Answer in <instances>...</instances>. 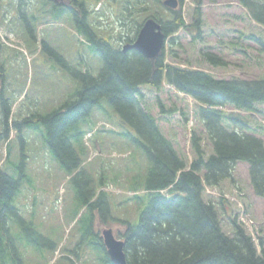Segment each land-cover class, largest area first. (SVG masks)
<instances>
[{"label": "rangeland", "instance_id": "rangeland-1", "mask_svg": "<svg viewBox=\"0 0 264 264\" xmlns=\"http://www.w3.org/2000/svg\"><path fill=\"white\" fill-rule=\"evenodd\" d=\"M103 1L86 0L87 22L98 36L108 37L113 48L133 38L138 26L153 14V10L168 16L165 7L155 0H130L129 7L136 10L133 12H125L126 0ZM10 2L12 0H0V16H6V23L0 27V40L4 45L0 63L6 64L3 98L11 105L5 135L0 103V172L15 180L24 175L19 193H15L17 188L14 187L10 193L24 230L13 218L6 217L10 237L17 243L23 264H103L102 253L94 249L98 247V240L92 232L101 236L104 229L110 228L115 238L120 239L118 234L125 229L124 223L137 224L148 201L141 186L149 163L129 141V137L135 136L134 131L120 124L112 108L103 100L102 109H93L89 118L80 123V130L89 132L83 139L89 149L85 150L82 145L84 150H80V145L78 148L74 145L81 161L77 173L81 175L73 178L60 167L45 144L44 128L35 122V117L55 111L75 98L80 83L70 70L97 77L102 59L92 50L86 36L79 35L63 17L42 15L43 5L50 9L46 0L36 3L32 0L33 3L28 4L29 14L22 13L25 20L22 19L21 24L12 21L16 12L9 6ZM195 8L194 0H183L181 12L187 27L194 21ZM200 12V38L193 39L185 29L175 35L173 45L169 44V37L164 46L166 61L181 68L202 69L216 79L264 77V52L254 41L264 42V30L251 23L238 1L202 0ZM8 23L17 26V35L7 31ZM78 51L82 56L80 64ZM204 53L219 56L227 66H210L203 58ZM140 91L144 108L155 117L162 134L172 142L178 154L189 163L193 159L191 133L204 137L202 126L194 118V100L166 85L159 90L142 86ZM158 102L164 106V113H160ZM225 110L232 111L230 107ZM257 111L253 129L264 141V105L258 106ZM202 145L209 155L211 148L205 139ZM113 178L118 182H113ZM233 178V182H224L219 190L206 195L215 201L219 197L226 200L225 208L218 209L223 230L228 235L231 234L228 217L236 216L242 223V206L252 235L246 224L242 226L259 249L258 240L264 238V200L253 194L246 163L236 165ZM3 184L0 180V190L5 188ZM134 186H137L135 190ZM99 191L106 193L103 214L104 217L110 214L112 218L109 227L102 224L96 211L92 213L93 210L81 205L90 194L95 202ZM92 215L93 224L89 230ZM30 227L35 230V236L30 232L28 237L32 243L26 239V230Z\"/></svg>", "mask_w": 264, "mask_h": 264}, {"label": "trees", "instance_id": "trees-1", "mask_svg": "<svg viewBox=\"0 0 264 264\" xmlns=\"http://www.w3.org/2000/svg\"><path fill=\"white\" fill-rule=\"evenodd\" d=\"M126 1L128 6L125 12L136 11L129 7L130 0ZM155 1L162 4L161 0ZM179 1L176 10L164 8L167 17L156 10L149 16L157 19L163 34L170 37V45L174 44L175 35L182 29L187 30L193 39H199L201 34L202 0H194L196 14L190 27L185 25L182 16L183 0ZM237 1L246 10L250 21L264 29V0ZM22 12L29 14L28 2L22 1ZM57 12L59 14L61 10L41 11L42 15L48 13L55 18ZM21 17L25 20L23 14ZM126 17L124 15L123 19ZM1 26L3 22L0 19ZM85 26L83 35L92 50L101 57L102 69L97 77L89 73L77 74L75 77L80 87L75 98L44 116L36 115L35 122L43 126L44 142L53 157L73 178L81 175L77 173L81 161L74 145L77 148L80 145V150H84L82 145L85 150L89 149L83 140L89 132H82L80 123L89 118L93 109H102L103 100L119 118V123L134 131L135 136L129 137V141L149 163L141 186L148 195V201L137 224L124 223V231L118 234L124 243L125 264H264V238L258 240V249L235 216L228 217L231 233L228 235L223 230L218 209L225 208L226 200L219 197L215 201L205 195V189L219 190L224 182H233L236 165L246 163L253 194L264 200V141L253 129L257 107L264 105V77L253 80L216 79L202 69L181 68L167 62L164 49L151 60L134 50L122 52L121 47L111 46L108 37L98 36L87 20ZM140 27L136 29L134 38ZM191 30L196 34L193 35ZM7 31L17 35L12 27ZM134 38H128L126 44H131ZM254 41L264 52V42ZM3 54L1 52V56ZM203 58L212 67L227 66L215 54L204 53ZM4 63H0L3 69ZM162 85L195 102L194 118L202 126L204 137L202 139L196 133H191L193 159L189 163L162 134L155 117L142 104L140 87L159 90ZM4 92L2 83V126L7 135L11 105L3 98ZM158 106L160 113H164L161 102H158ZM227 107L232 111H226ZM204 139L211 148L209 155L202 145ZM23 176L15 180L0 172V180L4 181L5 187L0 190V264H23L6 222V217L13 218L24 230L22 218L12 205L10 196L13 187L17 188L15 193H19ZM100 181L101 185H105L102 179ZM112 181L118 182L117 178ZM136 188L132 187L133 190ZM92 196L87 195L81 205L97 211L102 224L109 227L112 218L110 214L108 217L103 214L104 205L107 204L106 193L100 192L95 202H92ZM90 223L89 230L92 229V219ZM30 232L35 236L33 227L26 230L27 242L32 243L33 240L28 238ZM92 234L98 240V247L93 246L102 253V263L111 264L101 237L94 232Z\"/></svg>", "mask_w": 264, "mask_h": 264}, {"label": "water", "instance_id": "water-1", "mask_svg": "<svg viewBox=\"0 0 264 264\" xmlns=\"http://www.w3.org/2000/svg\"><path fill=\"white\" fill-rule=\"evenodd\" d=\"M62 1V0H51ZM163 5L169 9H176L177 0H165ZM165 42V35L161 31V26L153 19L147 20L141 27L135 41L131 45L123 48V52L134 50L147 59H154L162 50ZM103 243L107 250V256L112 264H125L124 244L116 240L111 230L103 231Z\"/></svg>", "mask_w": 264, "mask_h": 264}, {"label": "flooded vegetation", "instance_id": "flooded-vegetation-1", "mask_svg": "<svg viewBox=\"0 0 264 264\" xmlns=\"http://www.w3.org/2000/svg\"><path fill=\"white\" fill-rule=\"evenodd\" d=\"M22 1L23 2H28L31 3L30 0H13L14 2V8H15V12H16V21L19 20L18 22L21 24L22 22V13H21V7H22ZM47 1V0H46ZM106 0L103 1V3ZM47 4H50V9H56L61 10V15L58 14V16L63 17V21L70 25L72 27L73 30H75L79 35H83L84 31H85V24H86V20H87V16L88 13L85 9L86 7V0H62L57 1V2H53V1H47ZM44 8H46V6L44 5ZM20 9V10H17ZM49 9V10H50ZM27 29V27H25ZM2 43L0 40V57H1V52H2ZM82 60V56L80 54V51L77 52V61L78 64L81 63ZM62 63V65L65 66V63H63L62 61H60ZM72 76H76L77 74H80L77 70L74 71H70ZM3 71H2V67L0 65V81L3 83ZM0 93H1V89H0Z\"/></svg>", "mask_w": 264, "mask_h": 264}]
</instances>
